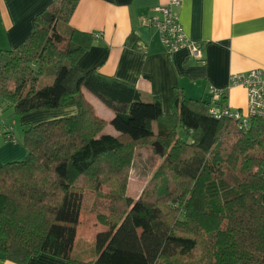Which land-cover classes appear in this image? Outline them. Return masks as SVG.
I'll return each instance as SVG.
<instances>
[{
    "label": "trees",
    "instance_id": "trees-1",
    "mask_svg": "<svg viewBox=\"0 0 264 264\" xmlns=\"http://www.w3.org/2000/svg\"><path fill=\"white\" fill-rule=\"evenodd\" d=\"M78 2L50 3L29 36L0 51V112L77 107L23 125L27 156L0 166V255L16 264L39 254L66 264H264V120L239 129L210 118L208 101L177 94L164 115L136 87L82 71L94 37L69 27ZM86 94L111 111L115 135L103 134ZM155 142L160 172L132 200L124 193L135 150ZM83 212L106 228L92 262L71 255Z\"/></svg>",
    "mask_w": 264,
    "mask_h": 264
},
{
    "label": "crops",
    "instance_id": "crops-1",
    "mask_svg": "<svg viewBox=\"0 0 264 264\" xmlns=\"http://www.w3.org/2000/svg\"><path fill=\"white\" fill-rule=\"evenodd\" d=\"M54 1L0 0V51L15 48L29 36L36 15ZM169 1L79 0L69 27L100 37L93 39L92 48L79 60L78 68L82 71L96 68L104 76L136 87L145 100L158 99L164 115L171 114L176 94L185 101H208L211 87L226 89L225 105L245 113L247 92L240 86L229 87L228 79L235 73L264 71V0H180L181 5L174 12L186 37L201 44L205 66L196 63L185 49L168 55L158 32L141 24L152 8L165 6ZM85 97L100 118L111 121L113 115L108 109L100 103L98 109L92 104L91 95ZM76 113L77 107L72 106L37 111L20 118L23 125H36ZM15 122V117L9 123L0 121V166L27 156L17 142L20 138L14 135ZM109 129L112 128L108 126L103 134L115 135ZM8 135L15 141H9ZM260 171L264 176V164ZM261 199L264 207V191ZM0 264L16 263L0 255ZM26 264L66 262L39 254Z\"/></svg>",
    "mask_w": 264,
    "mask_h": 264
},
{
    "label": "built area",
    "instance_id": "built-area-1",
    "mask_svg": "<svg viewBox=\"0 0 264 264\" xmlns=\"http://www.w3.org/2000/svg\"><path fill=\"white\" fill-rule=\"evenodd\" d=\"M180 5V0H170L165 6H156L150 10L149 15L142 18L141 24L158 32L160 42L168 55L185 49L189 57L196 63L205 66L206 60L203 57L201 44L192 42L186 37L174 12V9L180 7ZM93 37L94 39H98L100 35L95 34ZM228 86H240L246 90V112L241 113L222 104V101L226 97V89L211 87L207 94V113L210 118L215 120L231 119L236 122L239 129L247 128L251 118L264 120L263 70L254 69L249 72L231 74L228 79Z\"/></svg>",
    "mask_w": 264,
    "mask_h": 264
},
{
    "label": "rangeland",
    "instance_id": "rangeland-1",
    "mask_svg": "<svg viewBox=\"0 0 264 264\" xmlns=\"http://www.w3.org/2000/svg\"><path fill=\"white\" fill-rule=\"evenodd\" d=\"M40 84L44 85L43 82ZM92 98L94 97L92 96ZM91 101L92 104L95 103V106L98 109L101 108V106H99V103L100 104L102 103L99 102V100L94 98ZM4 107L5 105H3V108ZM2 114L3 117L0 118V121L3 120L6 121L7 123L11 121L12 117H15L16 122H15V126H13L14 135L16 134L15 137L17 139L21 138L22 126L24 120H21L20 117L14 116L13 111L10 108L4 109ZM102 119L107 124L105 129L108 126L111 127L109 125V121L106 118H102ZM109 130H110L109 132H114L112 129ZM180 135L182 134L180 133ZM162 158H163L162 156H159L155 153L153 145L137 147L131 162L127 191H125L124 194L129 198H131L132 200H135L142 194V192L144 191L146 192L147 190H149L152 177L153 176L156 177V174L160 172L159 167L162 165L163 162ZM79 222L80 223L77 226V230H76V237H75L74 250L72 256L76 259L92 262L96 258V254H95L96 235L97 233L103 232L105 228L100 224H98L96 219L92 215L88 216L85 214V212L80 214Z\"/></svg>",
    "mask_w": 264,
    "mask_h": 264
},
{
    "label": "water",
    "instance_id": "water-1",
    "mask_svg": "<svg viewBox=\"0 0 264 264\" xmlns=\"http://www.w3.org/2000/svg\"><path fill=\"white\" fill-rule=\"evenodd\" d=\"M76 100L78 101V99L76 98ZM153 147H154V151L157 155L159 156H162L163 155V148L162 146L158 143V142H155L153 144Z\"/></svg>",
    "mask_w": 264,
    "mask_h": 264
}]
</instances>
